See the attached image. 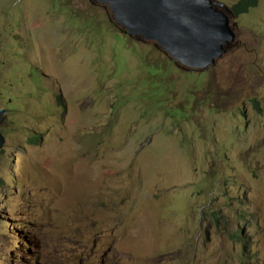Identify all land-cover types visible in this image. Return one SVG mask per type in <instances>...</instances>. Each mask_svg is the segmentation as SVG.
<instances>
[{
	"label": "rangeland",
	"instance_id": "rangeland-1",
	"mask_svg": "<svg viewBox=\"0 0 264 264\" xmlns=\"http://www.w3.org/2000/svg\"><path fill=\"white\" fill-rule=\"evenodd\" d=\"M232 28L171 68L106 4L0 0V264H264V0Z\"/></svg>",
	"mask_w": 264,
	"mask_h": 264
},
{
	"label": "water",
	"instance_id": "water-1",
	"mask_svg": "<svg viewBox=\"0 0 264 264\" xmlns=\"http://www.w3.org/2000/svg\"><path fill=\"white\" fill-rule=\"evenodd\" d=\"M106 4L128 35L156 42L190 69H202L221 58L235 40L227 6L215 0H95ZM7 111L0 106V148L6 139L1 126Z\"/></svg>",
	"mask_w": 264,
	"mask_h": 264
},
{
	"label": "clouds",
	"instance_id": "clouds-1",
	"mask_svg": "<svg viewBox=\"0 0 264 264\" xmlns=\"http://www.w3.org/2000/svg\"><path fill=\"white\" fill-rule=\"evenodd\" d=\"M217 2V1H216ZM220 3V2H218ZM221 4H223L224 6H227L225 5L223 2H221ZM234 5V4H233ZM232 5V6H233ZM228 8H230L229 6H227ZM231 11V13L228 12V15H229V18L231 20V26H232V17H233V13L235 15H241V14H237L234 10H233V7H231L229 9ZM244 14V13H242ZM5 138V137H4ZM6 139V138H5ZM44 142L43 140V137L40 136L39 134H35V137H31V141L30 143L33 144V145H40ZM7 143V140L5 142V145ZM5 145L0 148V150H2ZM237 238H239V235L236 236ZM249 238V235L245 238V234H244V239L240 241L244 244H247V240ZM251 252V250H247L246 247H244L242 249V257L249 260L250 259V256H249V253ZM92 253H90V251H70V255L69 256H62L60 253H57V254H49L47 255L46 254H43L42 256H38L34 259V263L35 264H93L91 259H92ZM106 262H102V263H99V264H106Z\"/></svg>",
	"mask_w": 264,
	"mask_h": 264
},
{
	"label": "trees",
	"instance_id": "trees-1",
	"mask_svg": "<svg viewBox=\"0 0 264 264\" xmlns=\"http://www.w3.org/2000/svg\"><path fill=\"white\" fill-rule=\"evenodd\" d=\"M258 4V0H241L239 1L238 3H235L232 7H233V10L237 13V14H242V13H247L251 8L257 6ZM170 63L172 64V67L171 68H174L173 66L174 65H177L175 61L173 60H170ZM157 72L156 73H159L158 71L159 70H156ZM155 73V72H154ZM155 73V74H156ZM168 73V68H166V74ZM154 75V74H153ZM192 76H194L195 74H191ZM204 74H200L198 75L199 77V80H200V77H202ZM199 83H201V81H199ZM155 85V83H153ZM197 85H200V84H197ZM189 100V101H188ZM188 100H184V104H183V109L184 111H179L178 113L176 112L175 113V117L176 119L179 118V119H187L188 115L187 114H184V112H186V108H188L191 103L193 101H196L193 99L192 96H189ZM193 104V103H192ZM194 105V104H193ZM258 106H259V103H258ZM216 220L219 221V219L217 218L216 216ZM236 235V234H235ZM238 235V234H237Z\"/></svg>",
	"mask_w": 264,
	"mask_h": 264
},
{
	"label": "bare ground",
	"instance_id": "bare-ground-1",
	"mask_svg": "<svg viewBox=\"0 0 264 264\" xmlns=\"http://www.w3.org/2000/svg\"><path fill=\"white\" fill-rule=\"evenodd\" d=\"M110 9V8H109ZM112 12V11H111ZM113 13V12H112ZM113 16H114V14H113ZM116 22V21H115ZM123 27V26H122ZM124 28V27H123ZM125 29V28H124ZM127 32V31H126ZM128 34V33H127ZM130 36V35H129ZM130 37H135V36H130ZM137 38V37H136ZM139 38H142V37H139ZM143 39V38H142ZM144 40V39H143ZM148 42H153V41H148ZM156 43V42H155ZM0 106H1V108H3L2 107V105H1V103H0ZM4 110H6L5 108H3ZM7 111V110H6ZM7 117H8V111H7ZM7 119V118H6ZM5 122V121H4ZM3 125V124H2ZM2 127V126H1ZM4 136V135H3Z\"/></svg>",
	"mask_w": 264,
	"mask_h": 264
}]
</instances>
